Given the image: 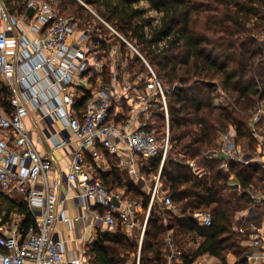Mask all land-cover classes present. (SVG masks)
Wrapping results in <instances>:
<instances>
[{"label":"trees","instance_id":"trees-1","mask_svg":"<svg viewBox=\"0 0 264 264\" xmlns=\"http://www.w3.org/2000/svg\"><path fill=\"white\" fill-rule=\"evenodd\" d=\"M5 1L12 12L26 10L23 0ZM84 1L95 6L125 38L137 43L135 46L158 77L169 85L166 94L171 148L161 179L162 190L172 197L180 213L163 204L152 205L140 264H167L168 236L183 251L181 264H194L205 253L219 258L221 264H229V253L237 257L238 264H249L246 256L249 246L243 245L236 229L243 223L236 224L234 216L253 205L246 190L264 187V171L254 163L230 161L229 172L240 183L243 194L229 199L226 196L229 185L220 168L222 159L207 154L218 149L219 132L231 128L236 130L238 140L247 141L252 152L258 146L249 122L258 108H264V42L261 40L264 0H145L161 14L157 19L146 16V10L138 7L141 0ZM58 7L66 15L79 18L81 26L91 23L93 15L78 0H58ZM113 44L102 42L101 47L108 50ZM121 51L128 54L127 69L135 78L147 70L144 60L123 40ZM109 69L106 67L104 71L108 83ZM145 82L143 78L140 85ZM221 91L228 99L216 105ZM89 97L90 91H86L77 104L83 107ZM0 105L9 113L12 111L8 90L2 81ZM128 109L125 105V111ZM110 118L120 119L114 112ZM152 120L159 136L163 135L167 126L164 111L153 107ZM188 161H194L206 174L202 177L195 174ZM160 162L161 158L154 157L143 164L141 171L148 176L157 174ZM121 171L114 166L106 172L97 169L95 173L109 189L121 187L125 195L140 202L142 210L136 212V217L143 221L151 191L126 172L125 181ZM195 210L210 212L212 225L203 226L182 214ZM0 214L4 222L18 215L23 233L36 223L26 200L14 199L1 190ZM190 239L198 243L196 248L188 247ZM137 252L138 239L127 234L122 220L115 232L99 233L88 245L90 264H126L129 260L136 263Z\"/></svg>","mask_w":264,"mask_h":264},{"label":"built area","instance_id":"built-area-1","mask_svg":"<svg viewBox=\"0 0 264 264\" xmlns=\"http://www.w3.org/2000/svg\"><path fill=\"white\" fill-rule=\"evenodd\" d=\"M23 2L25 12H12L6 1L0 0V77L8 86L13 107L12 114L0 110V130L3 131L0 135V189L9 194H21L35 215L36 223L23 233L20 217L14 215L4 222L0 214V264H81L76 257L67 258L65 240L55 235L56 224L67 219L64 205L59 211V205L66 197L61 201V180L49 175L55 159L41 153L34 131L25 123V117L30 113L47 122L53 154L70 148L69 169L64 176L83 205V212L75 222L91 220L92 224L104 226L108 232H115L120 220L131 229L139 226L135 214L140 204L121 190L109 189L87 163V151L101 144L120 156L128 152L147 162L154 157L161 158L140 231L141 248L153 204L160 203L174 213H180L172 197L161 189V170L171 148L166 94L169 87L136 46L90 6L86 5L97 20L94 19V24L81 26L77 17L66 15L58 5L40 0ZM30 6L34 8L32 16L27 14ZM111 36L125 41L148 69L141 79H145V87L150 93L133 104L130 109L133 116L121 122L110 115L111 112L118 115L120 101L129 95L133 85L121 76L120 68L127 66L128 54H123L117 43L108 50L101 47L102 42L111 43ZM261 40L264 42V33ZM106 67H110L109 83L102 76ZM86 90L90 91V97L82 109H78L77 101ZM215 104L221 103L216 100ZM153 107L162 109L167 119V129L161 136L155 128L149 127ZM263 115L264 108H258L253 115L251 126L255 134H258L257 125ZM220 139L226 156L221 164L224 170H228L230 160L249 162L253 159L264 171V155L257 158L245 155L229 132H220ZM191 165L194 167L193 162ZM128 169L130 174L139 175L140 168L132 163ZM141 176L144 174L138 176L139 180H144ZM253 197L259 202L264 201V190ZM92 210L96 216H92ZM182 214L203 226L209 227L213 223L208 211ZM169 243L167 264H180L183 251L172 239ZM259 243L256 236L254 244ZM136 264H140V250Z\"/></svg>","mask_w":264,"mask_h":264},{"label":"crops","instance_id":"crops-1","mask_svg":"<svg viewBox=\"0 0 264 264\" xmlns=\"http://www.w3.org/2000/svg\"><path fill=\"white\" fill-rule=\"evenodd\" d=\"M79 21H80V19H79ZM80 25H81V23H80ZM109 72H110V69H109ZM102 76L104 79V73H102ZM138 78L139 77L128 78L129 81L133 85L132 86L133 90L128 92V94H129L128 96L131 97V100H128L127 96H125L120 101L119 111H118V115H117V118L118 117L120 118L118 120L119 122H121L123 119L126 120L128 118H131L133 116L131 111H130L131 106L133 104H135L136 102H139L138 100L141 99L143 96L150 93L149 90L146 89V87H145L146 85H143V86L140 85L142 80L139 81ZM0 81L3 82V84L5 85V87L8 90V86H7L6 82L4 81V79H2L0 77ZM104 81H105V79H104ZM106 83H108V82H106ZM94 84L96 85V83H94ZM93 87H96V86L93 85ZM140 90L143 91V93L141 92L142 94L140 93ZM8 93H9V90H8ZM125 95H127V94H125ZM81 99L82 98H80L79 100H81ZM9 100L11 103L10 93H9ZM125 105L129 106L128 112L125 111ZM216 105H220V104H216ZM76 107L78 109H82V107H80L79 104H76ZM0 110H2L3 112H5L7 114L13 113V107H12V111L10 113L7 112L5 109H3V107L1 105H0ZM252 118L249 122L250 126H251ZM135 121H137V123L140 122L138 119H136ZM25 123H26L28 128H30L31 130L34 131L33 133L35 134V138H36L35 140L37 141V147L41 151V153L45 154V155H49L53 159H55L54 160V163H55L54 169L50 172L49 175L51 176V178H59L61 180V187H60V199H61V201H62V199H64L66 197L64 199L65 201L60 203L59 211H62V208L64 205L65 209H66L65 211L67 212V219L59 221L56 224L55 229H54L55 235L57 236V238H61V239L65 240L66 248H67V258L72 259V257H74V258L76 257V258L81 260V264H90V262H89L90 255L88 254V245L90 243H92L97 238L98 234L101 232V231H99V229L103 228L104 226L92 224L91 220H87V221L85 220V222H84L81 219H78L77 222H75V218H77L83 212V205L75 197V193H76L75 188H73L72 186H70L68 184V181H67L66 177L64 176L65 172H67L69 169L68 165L70 162V154H69L70 148L61 149L60 151H56L55 154L52 153L53 142L49 138L50 130L47 127V122L44 119L39 118L37 114L30 113V115L28 117H25ZM151 123H152V118H150L149 127L155 128L157 130V128L152 126ZM251 128H252V126H251ZM166 129H167V126H166ZM257 129H258V134H255L253 132V136L255 137V139L258 143V146L254 152H252L249 149V147L247 145V141L245 139H240V140L237 139L236 130L234 128H231L228 131H220V132H229L233 136L235 142L237 143L239 148L242 149V151L245 155H247L249 157L257 158L259 155L260 156L264 155V115L262 116V120L257 125ZM220 132H219V136L217 139V142L219 144L218 149L210 151L207 154V156H217L218 155L222 159V161H221V164H222V162L225 161L226 156L222 152V145L223 144H222V140L220 139ZM1 134H3V131L0 130V135ZM85 158H86L87 163L92 166L94 171L98 169L99 171L106 172V171L111 170L112 167L117 166L121 170L128 173V175L131 176L132 179L136 183H138L140 186L143 185L144 188L146 189V185L144 184V180H146L145 177L141 176L142 178H144V180H139V177H138L140 174L141 175L144 174L141 171V167L144 164L143 161H146V160H144L143 158L133 157L128 152H125V153L123 152V155L120 156L118 153L112 152L108 146L101 145V144H98L94 148H92L91 150L87 151ZM113 160H116V163L115 162L113 163ZM230 161H236V160H230ZM191 162L194 163V167L191 165ZM236 162H242V163H247V164L248 163H254L256 165H260V163H258V162H251V161H249V162L236 161ZM131 163L136 168H138V169L140 168V172L138 173L139 175L135 176V175L130 174L128 167H129V164H131ZM188 164L192 167L194 173L197 174L198 176L202 177L206 174L205 171L198 168V166L196 165V163L194 161H188ZM221 164H220V168L225 173L226 181L228 182V185H229V188H228L229 191L227 190L226 196L229 199H236L237 197H239L240 195L243 194V190L241 188V185L237 181L235 176L229 172V168H228V170H224L221 167ZM115 189L121 190L125 194V191L123 188L117 187ZM263 190H264V187L260 190H254V188H248L246 190V192L249 195V197L251 198V200L253 201L252 202L253 205H249L246 208H243V209L237 211L235 216H234V220H235L234 222L236 224L239 221L241 223H243L241 226H236V229L241 234L240 237H241L242 242L245 243L247 246H249V251H247V253H246L247 259L249 260V264H264V212L261 211V213L263 215L260 212H257L258 210H260L261 205L264 204V201L259 202L253 197V195L256 196L257 194L261 193ZM148 191H150V189ZM2 192L5 193L4 191H2ZM5 194L16 199L14 196H12L9 193H5ZM127 197L131 198L129 196H127ZM20 199L26 200L22 195L17 200H20ZM138 203L140 204V206L137 208V211H141L142 210V204L140 202H138ZM91 214H92V216H96V213L94 212V210L91 211ZM16 216H18V215H16ZM88 216H90V215L87 214V217ZM144 217H146V215ZM135 218L137 219V217H135ZM137 220H138V222H140V219H137ZM143 222H144V220H143ZM137 228H138V226H137ZM137 228L131 229V228H128L127 226H125V231L127 232V234L129 236L133 237V235H131V234H132V232L135 233ZM251 228H252V230H251ZM101 233H103V232H101ZM248 235H249V238H248ZM242 236H243V238H242ZM256 236L258 237V239L260 241L259 245L254 244V238ZM139 242H140V238L138 241V252L136 255V262H137V256L139 254V250H140V254H141V248H139ZM197 246H198V243L193 241L192 239H190V241L188 243V247L194 249ZM141 247H142V245H141ZM227 261L229 264H238V259L233 253H229L227 255ZM126 264H136V263L133 260H129V261H127ZM194 264H221V261L216 256L205 253V254L199 256L195 260Z\"/></svg>","mask_w":264,"mask_h":264},{"label":"rangeland","instance_id":"rangeland-1","mask_svg":"<svg viewBox=\"0 0 264 264\" xmlns=\"http://www.w3.org/2000/svg\"><path fill=\"white\" fill-rule=\"evenodd\" d=\"M40 1H42V2H45V1H47V2H50V3H52V4H54V5H58V0H40ZM78 2L80 3V4H82L85 8H87L86 7V5L87 6H90L93 10H95L94 8H95V6H91V5H88L87 3H86V1H84V0H78ZM85 4V5H84ZM138 7H140V8H142V9H144V10H146V16H151V17H153V18H158L161 14L159 13V12H157V11H155V10H153V9H151L150 7V4L147 2V1H145V0H141L140 2H139V4H138ZM89 11V10H88ZM96 12H97V10H95ZM90 12V11H89ZM91 13V12H90ZM98 13V12H97ZM92 15H93V17H92V20H91V24H94V19L95 20H97L96 19V17H95V15L92 13ZM155 19V21H157ZM97 23H98V21H96V26H97ZM116 29L121 33V31L116 27ZM106 30V29H105ZM122 34V33H121ZM123 35V34H122ZM263 35V34H262ZM261 35V36H262ZM124 36V35H123ZM125 37V36H124ZM109 38H111L110 40V42L111 43H117V45L121 48V40H120V37H114V38H112V36L111 37H109ZM128 41H130L128 38H126ZM125 42V41H124ZM130 42H132V44L135 46V45H137V43H135V42H133V41H130ZM136 48L139 50V48H138V46H136ZM140 51V50H139ZM104 53V52H103ZM124 68V66H122L120 69H122V72H121V76L122 77H125V78H135L133 75H132V73H131V70H129V69H127V66H125V68ZM127 71V72H126ZM147 73H148V69L146 70V71H143V72H141L137 77H139L138 78V80L140 81V80H142L141 78L142 77H144V76H146L147 75ZM166 86L167 87H169V85H167L166 84ZM143 93V91L142 90H140V93ZM141 93V94H142ZM168 93V92H167ZM221 96H223L224 98H222ZM128 97V100H131V97L130 96H127ZM226 99H228L227 98V95L224 93V91H221V95L216 99V100H218L221 104H223V103H225L226 102ZM215 100V101H216ZM151 109H152V111H151ZM150 109V113H152V115H153V108H151ZM152 118V117H151ZM152 126H154V124H153V120H152ZM166 129V128H165ZM157 130H158V128H157ZM251 162H258L257 160H253V159H251L250 160ZM116 163V160H113V163ZM143 163H145V164H147V162L146 161H143ZM123 174H122V176L124 177V180L126 181L127 179H128V177L127 176H125V171H121ZM154 175H156V174H154ZM154 175H150V176H148V175H146V174H144V177H145V179L146 180H144V184L146 185V190H149V189H151V187H152V183H154ZM148 185V186H147ZM161 189H162V187H161ZM227 190L228 189H226V192H227ZM229 191V190H228ZM163 192H161V194H162ZM11 195L12 196H14L16 199H19L20 197H21V195L19 194V193H15V192H13V193H11ZM158 204H160V203H158ZM161 205V204H160ZM261 211H263L264 212V204L263 205H261V207H260V210H258L257 212H260L261 213ZM147 213V212H146ZM262 214V213H261ZM146 215V214H145ZM168 215H170V214H168ZM263 215V214H262ZM135 217H136V214H135ZM139 223V226H138V228H137V230L135 231V233H133L132 232V234L131 235H133V237H136L137 239H138V241H139V238H140V231H141V227H142V224H143V221L142 220H140V222H138ZM251 230H252V228H251ZM99 231H101V232H103V233H106V232H108L107 231V229L106 228H101V229H99ZM134 231V230H133ZM100 232V233H101ZM168 239H167V243L169 242V240L171 239V236H168L167 237ZM241 238V237H240ZM242 238H243V236H242ZM248 238H249V235H248ZM243 243V242H242ZM243 245L245 246L246 244L245 243H243ZM132 259H133V257H132Z\"/></svg>","mask_w":264,"mask_h":264},{"label":"water","instance_id":"water-1","mask_svg":"<svg viewBox=\"0 0 264 264\" xmlns=\"http://www.w3.org/2000/svg\"><path fill=\"white\" fill-rule=\"evenodd\" d=\"M33 11H34V8H33V6H30L29 8H28V10H27V14L29 15V16H32L33 15ZM76 224V223H75ZM67 249V248H66Z\"/></svg>","mask_w":264,"mask_h":264}]
</instances>
